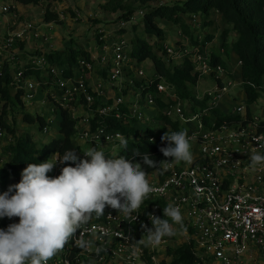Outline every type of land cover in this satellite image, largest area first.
Here are the masks:
<instances>
[{
	"label": "built area",
	"instance_id": "1",
	"mask_svg": "<svg viewBox=\"0 0 264 264\" xmlns=\"http://www.w3.org/2000/svg\"><path fill=\"white\" fill-rule=\"evenodd\" d=\"M20 9L15 0H0V55L14 66L10 84L22 90L21 100L27 106H32L38 91L43 92L40 101L50 100L51 110L66 109L83 123L75 139L86 147L80 150L79 146L77 155L88 158L84 152L93 149L92 145L106 147L107 153L122 148L117 139V133L125 138L121 131L101 124L91 129L90 118L95 115H111L144 132L148 126L153 130L161 127L155 118L159 113L157 99L165 103L161 113L176 121L177 128L161 127L157 129L160 132L147 133V139L159 141L162 147L167 143L161 140L166 132L185 129L192 138V163L160 164L162 176L147 178L154 191L137 213L125 217L118 211H108L98 218L93 214L47 264H163L169 261L166 250L177 236L183 238L179 241H191L193 264H264V163L253 168L249 161L253 150L264 155V116L252 112L247 115L245 101L232 106L229 112L219 105L220 98L236 84L232 72L210 63L203 54L206 45L188 44L187 36L180 30L177 38L180 42L175 40V46L162 44L168 60L180 62L188 56L199 76L211 79L209 88L196 92L198 99L207 97V106L187 114L184 99L177 95L174 86L155 70L149 75L144 73L131 53L128 40L115 37V30L140 22L143 9L127 19H117L111 29L100 26L97 29L100 43L93 41L86 45L88 58H78L69 70L65 65L49 62L44 54H30L25 60L12 51L28 37L52 38L39 32L33 20L20 19L23 11ZM59 9L55 5L50 11L59 14ZM190 19L191 28L200 27L195 14ZM196 37L200 42V34ZM28 60L39 68L37 77L24 76L22 66ZM47 77L49 82L45 80ZM50 83L53 87L47 91ZM214 108L224 110L225 116L219 121ZM0 141V149L12 141L2 127ZM60 174L58 164L48 173L50 177ZM20 180L21 176L16 183ZM169 203L180 208L182 225L174 224L176 234L164 237L158 247L145 246L140 242L146 241L147 236L142 225L152 227L149 214L165 218L163 208ZM80 238L88 242L87 248L77 246ZM97 248L101 249L98 254Z\"/></svg>",
	"mask_w": 264,
	"mask_h": 264
},
{
	"label": "trees",
	"instance_id": "2",
	"mask_svg": "<svg viewBox=\"0 0 264 264\" xmlns=\"http://www.w3.org/2000/svg\"><path fill=\"white\" fill-rule=\"evenodd\" d=\"M21 9L23 6L36 5L40 0H15ZM100 8L107 13L116 14L117 19H127L130 14L143 9L144 14L139 23L143 25V31L147 37L155 36L157 40L150 41L143 36L135 37L131 40V53L135 56L138 62L149 57L152 60L154 70L163 77L166 81L174 86L177 95L181 99H193L198 103L199 108L207 106V97L200 99L196 98V93L193 88L196 85L199 74L193 69V64L188 56H185L180 62L170 63L168 58L162 52L163 47L160 38L164 37V32L159 25L160 19H165L172 24L178 26L182 34L187 36L189 44L206 45L210 41L212 35H201L199 28L207 24H212L213 14H219L226 22L231 23V31L236 33L234 40L230 42L229 50L219 48V50L206 45V55L212 64H218L224 67L230 60V54L235 56V61H240L238 65L239 77L242 82L239 88L245 94V103L247 107V115H250L249 106L255 102L260 91L264 90V0H104L100 3ZM24 12L20 11V18ZM73 15V13H71ZM195 14L200 20V27L191 28L190 15ZM187 16V17H186ZM43 20L46 22H57L58 14L44 9ZM97 21V20H96ZM135 28L136 23L132 24ZM120 31H124L121 29ZM228 29L225 27L221 32L222 39L226 36ZM200 34L201 40L197 41V35ZM177 42H180L177 40ZM96 43L98 33L96 34ZM22 42L19 41L17 46L21 47ZM89 43H86L88 45ZM225 42L222 40L221 45ZM83 47H75L70 41L68 46L64 48L48 49V51L37 50L35 53L44 54L47 60L57 66H67L66 70L70 69L76 60L80 57L88 58L89 54ZM155 46V49L153 48ZM189 47V46H188ZM136 48V49H135ZM203 51V48H200ZM43 52V53H42ZM221 54H224L223 58ZM11 62L3 60L0 63V127L4 128L12 136V141L1 147V153L7 155L8 159L0 166V194L7 191L9 186L17 184H7L9 176H21V172L30 163H42L48 157L55 153L61 155L65 150L79 149L78 141L75 136L78 128L83 126L82 122H78L77 118H73L66 109H53L56 115V127L58 136L51 137L47 142L40 143L36 140L32 133L26 131H17L14 126H9L7 122V113L9 106L18 105L21 108V119L24 124L29 126L35 125L42 130L46 127L44 117L37 114L35 111L30 112L23 100H21L22 90L14 89L11 86L13 71L10 70ZM25 77L29 75L38 76L39 68L26 61L22 66ZM227 72H229L227 70ZM232 78H235L232 76ZM42 80V78H41ZM49 82V78H45ZM44 80V81H45ZM42 81V84H46ZM164 101L157 99V107L159 113L155 118L159 121H169L173 129L177 128V122L169 120L167 116L161 113L164 106ZM217 120H221L225 115L219 108H214ZM98 124L106 127H112L125 134V139L128 142L127 148H120L116 152H110L101 146H93L96 150L103 151L106 158H117L124 156L127 159H132L133 154L137 151L141 155L148 153L150 158L156 161L157 166L150 168L143 163L140 156H135V162L141 164L142 168L147 172V178L158 175L162 176L159 162L169 159L163 156L159 151L161 148L159 141H149L147 133H153V129L148 126L146 132L137 129L133 125L125 123L123 120L116 119L111 115L98 116L90 118V127L96 128ZM46 132V131H44ZM167 146L165 143L162 147ZM80 159L83 158L78 155ZM57 164L61 167L75 166L72 162L66 164ZM116 212L111 207H106L104 212ZM19 222L18 217L9 219L7 217L0 218V229H6L10 224ZM176 243V244H175ZM175 244V245H173ZM167 247V255L170 257L168 262L163 264H193L195 255L191 251V241H176Z\"/></svg>",
	"mask_w": 264,
	"mask_h": 264
},
{
	"label": "clouds",
	"instance_id": "3",
	"mask_svg": "<svg viewBox=\"0 0 264 264\" xmlns=\"http://www.w3.org/2000/svg\"><path fill=\"white\" fill-rule=\"evenodd\" d=\"M122 148L127 140L117 133ZM191 137L187 130L166 132L162 141L167 146L159 151L165 159L159 164L184 162L191 164ZM89 159H80L75 149L55 153L42 163H30L21 172L19 183L9 186L0 194V218L18 217L19 222L0 229V264H47L62 251L70 239L93 217L104 215L106 207L132 217L143 201L154 191L147 179V172L134 157L140 156L150 168L156 161L146 152H135L132 159L124 156L106 158L95 148L84 152ZM250 166L264 163V155L255 150L249 156ZM58 163L64 166L58 177L48 175ZM165 218L149 214L152 227L142 225L147 233L145 246L158 247L164 237L174 236V224L182 225L183 217L178 206L169 203L163 208ZM136 219V217H133ZM76 244L81 249L88 242L80 238ZM97 254L101 251L96 249Z\"/></svg>",
	"mask_w": 264,
	"mask_h": 264
},
{
	"label": "rangeland",
	"instance_id": "4",
	"mask_svg": "<svg viewBox=\"0 0 264 264\" xmlns=\"http://www.w3.org/2000/svg\"><path fill=\"white\" fill-rule=\"evenodd\" d=\"M104 1V0H103ZM102 0H40L38 4L36 5H29L27 7L23 6V11L26 13L24 16L22 15L20 19H25V20H33L35 23V26L38 27L39 32H41L44 36H50L54 35V37L51 39H44L42 37H28L26 38L22 44L21 47L25 51L32 52L33 50L38 49L40 45H37L38 42H43L41 45L42 48L46 49L45 47L48 46L49 44L52 43L51 46L64 43H68V41H72L73 45L75 47H83V45H86L87 42H92L96 41V34H97V29L102 26L106 29L112 28L115 26V23L117 21L116 14L114 13H107L104 12L100 8V3L103 2ZM57 6L59 9V14H58V20L57 22L50 21L46 22L43 20V15H44V9L48 8L49 10H52V7ZM55 12V11H54ZM73 13V15L71 14ZM61 15L64 16L61 17ZM187 17V16H186ZM212 19L214 20L213 23L207 24L203 26L202 28H199V32L201 35H206V34H211L212 37L210 41H207V46L208 49L210 47H215V49L219 50V48L223 47L225 50H229L230 42L235 38L236 33L234 31H231V23L223 21L222 17L213 14ZM97 20V21H96ZM159 25L161 26L164 34L163 38H160V42L162 44H171V45H176L177 42H175V39L179 37V29L178 26L175 24L170 23L169 21L165 19H160L159 20ZM226 27L228 29V32L224 39H222L221 32L222 28ZM44 30V31H43ZM121 36L122 38L128 40V42L131 45V40L134 39L135 37L138 36H143L148 38L151 42L154 40H157L155 36L147 37L145 32L143 31V25L142 23L137 22L135 28L133 25L131 26L130 24L124 29V31H119L115 30V37ZM222 39L224 40L225 44L221 45L219 43V40ZM166 40V41H165ZM213 40V41H212ZM48 41V42H47ZM218 42V43H216ZM213 45L211 46V44ZM215 43V44H214ZM189 44V43H188ZM27 45V46H26ZM19 46L14 47L13 52H18L19 51ZM155 49V46H153ZM222 48V49H223ZM136 49V48H135ZM32 50V51H31ZM35 52V51H33ZM32 54H37L33 53ZM44 52V51H43ZM42 52V53H43ZM7 54V52H5ZM20 53H18L19 58H24V56ZM225 56L224 54H221V57L223 58ZM2 58L0 55V61ZM231 59V58H230ZM26 60V59H25ZM6 62H8L6 60ZM170 63H174V59H169ZM138 66L141 67L144 70V73L146 74H151L154 70L153 68V63L151 58L147 57L144 60L140 61L138 63ZM230 66H233L234 69L238 70V66L235 65V58L233 57V60L230 62ZM227 70L230 72L232 68L228 67L226 65ZM10 70H14V66L12 63L10 64ZM211 81V79L208 76H199L198 80L196 82L195 87L193 88V93L196 90H202L204 87ZM50 87H53V85L50 83L49 87H46V90L48 91ZM232 91L237 93V88L233 87V89L230 90L229 97L231 98ZM39 92V91H38ZM198 92V91H197ZM199 93V92H198ZM42 97H43V92H42ZM230 98H227L230 100ZM41 96H36L33 103L31 104L32 106L28 107L30 112H36L37 114H41L42 117H44V120L46 121V127L44 132V128L42 130L38 129L34 124L29 126L27 124H24V121L21 119V108L18 105H12L9 106L8 108V113H7V122L8 125L14 126L17 131H28L32 132L33 136L35 137L36 140H38L40 143L47 142L51 137L57 136L58 133L56 131V113L55 111L51 110L49 106H51L50 100H47L45 102L40 101ZM185 103V109L187 114H190L192 112L198 111L199 106L197 102H194L193 99H184ZM250 111L255 114H260L264 116V90L260 91L259 96L255 100L253 104L249 106ZM224 112V110H222ZM158 131L157 129H155ZM153 130V131H155ZM3 141V139H1ZM0 141V143H1ZM1 146V145H0ZM83 148V145H80V150ZM104 149H107L106 147H103ZM117 151V149L113 150ZM0 157L4 159L6 156H4L1 153L0 149ZM50 159V158H48ZM47 159V160H48ZM5 160L1 161L0 164L4 163ZM17 176H9L7 178V184H12L17 182ZM183 240V238L180 236H177L176 241ZM176 244V243H175ZM173 244V245H175Z\"/></svg>",
	"mask_w": 264,
	"mask_h": 264
},
{
	"label": "crops",
	"instance_id": "5",
	"mask_svg": "<svg viewBox=\"0 0 264 264\" xmlns=\"http://www.w3.org/2000/svg\"><path fill=\"white\" fill-rule=\"evenodd\" d=\"M103 1V0H102ZM217 14V13H216ZM217 15H219V14H217ZM220 16V15H219ZM224 21V20H223ZM223 28H225L224 26H223ZM223 28H222V30H223ZM108 29H110V28H108ZM44 31V30H43ZM165 34V33H164ZM52 38L54 37V35L52 34V35H50ZM236 37V36H235ZM51 38V39H52ZM235 39V38H234ZM233 39V40H234ZM176 40V39H175ZM166 41V40H165ZM213 41V40H212ZM48 42V41H47ZM221 42H222V39H220L219 40V43L221 44ZM70 42L68 41V43H66V41L64 42V43H60V44H58V46L57 45H54V46H51L52 45V43L51 44H49L48 46H46L45 48L46 49H44V48H42V44H43V42H38V44L37 45H40V47H38V49H36V47H35V50H33V51H37V50H41V51H48V49H59V48H64V47H66V46H68V44H69ZM86 43H89V45L90 44H92L93 43V41L92 42H87L86 41ZM216 43H218V42H216ZM215 44V43H214ZM213 45V43L211 44V46ZM27 46V45H26ZM83 46H85V44L83 45ZM212 48H215V47H213L212 46ZM19 51H20V53L24 56V58H27L30 54H32V52H29V51H25V48L23 49L22 47H20L19 48ZM19 51H18V53H19ZM33 53H35V52H33ZM20 54V55H21ZM233 57L235 58V56L233 55V54H230V60L228 61V63H227V65H228V67H230V68H232L231 70H230V72H232V76L233 77H235V78H233L234 79V81H235V85L234 86H232L231 87V89H233V87H236L237 88V93H235L234 91H232V95H231V98L229 97V94L230 93H228L227 95H224L222 98H220V100H219V105L220 106H223L224 108H225V110H227V112H229L230 110H231V108H232V106H234V105H236V104H238V103H240V102H244L245 101V94H244V92L239 88V84L242 82V80H241V78L239 77V71L237 70V67H236V69H234L233 68V66H230V62L233 60ZM235 65L236 66H238L237 64H236V61H235ZM105 72L101 69V74L103 75ZM212 85V82L211 81H209V83L204 87V89H202L201 91L198 89V90H196V92L198 91L199 93H201L202 91H204L206 88H209L210 86ZM230 89V90H231ZM197 92V93H198ZM230 92V91H229ZM36 96H41V98H42V92H37L36 94H35V97ZM227 98H230V100L229 99H227ZM221 110V109H220ZM222 111V110H221ZM159 123H160V126L162 127V128H166L168 125H170V122L169 121H161V120H159L158 121ZM137 124H139V123H137ZM161 127H159V128H157L158 130L159 129H161ZM56 131H57V129H56ZM158 132H160V131H158ZM32 133V132H31ZM58 136V135H57ZM35 138V137H34ZM44 142V141H43ZM78 144H79V146L82 144V142H78ZM83 145V144H82ZM84 147H86L85 145H83V148ZM4 156H6L4 159H1V161H3V160H7L8 159V156L5 154ZM53 155H51L50 157H48V158H51ZM47 158V159H48ZM0 161V162H1ZM3 164L1 163L0 164V166H2ZM14 223H17V222H14Z\"/></svg>",
	"mask_w": 264,
	"mask_h": 264
}]
</instances>
